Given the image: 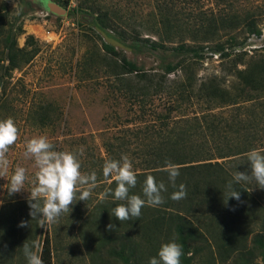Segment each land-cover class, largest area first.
Segmentation results:
<instances>
[{
	"label": "rangeland",
	"instance_id": "rangeland-1",
	"mask_svg": "<svg viewBox=\"0 0 264 264\" xmlns=\"http://www.w3.org/2000/svg\"><path fill=\"white\" fill-rule=\"evenodd\" d=\"M51 1L65 6L66 13H51L39 0H0L2 14L14 22V27L21 28V33L16 37L18 46L25 45L28 36H32L38 46V52L33 59L21 69L15 70L10 84L6 86V92H10L7 95L11 108L8 118H12L18 126L20 139L10 146L7 153L10 164L7 177H0V207L11 204L18 208L20 205L17 202L28 201L30 193L27 190H31L37 171L34 160L24 155L28 140L43 135L56 146V150L72 151L79 155L82 149L83 154L79 155L82 173L95 172L97 175L98 187L93 190L92 197L86 202L78 201L72 206L69 214H63L56 223L47 225L46 228L39 226V221L29 215L28 205L18 220L19 224L25 221L28 226L20 227L18 232L29 237L32 242L39 241L40 245L45 232L48 233L53 264H123L118 257L108 254L109 246L112 244L117 247L116 243L101 246L95 242L96 237H104L105 232H112L107 230L106 226L113 224L111 213L117 204L107 203V225L100 217L102 213L97 214L99 220L95 229L83 226V223L87 216H90L91 206L99 202V194L109 188L110 184L102 171L106 160H118L122 155H128L136 172L150 171L151 167H146L142 162L145 157L141 154L150 149V146L144 144L143 138L146 134H154L149 126L157 127L156 115L165 112V105L168 103L165 97L152 98L151 102L144 105L145 111L140 117V107L137 103L113 94L117 93V85H111L113 78L109 77L107 66L119 58L107 54L104 45H113L128 60L151 72H163L162 64L165 62L174 64L189 60L187 55H177L167 50H158L156 53L135 50L119 41L113 31L104 27L103 21L96 19L98 14L108 12V15L116 14L127 18L132 16L130 24L137 25L143 22L144 16H153L154 0ZM251 1L258 4L260 0ZM203 4V9L213 6L211 0H203ZM237 6L250 7L251 2L240 0ZM181 7L183 14L180 18L186 20L188 7ZM258 25L260 35L252 34L242 48L236 49L237 51L245 50L248 54H253L264 49V15L260 17ZM141 31L143 36H147L146 31ZM225 39L226 36L221 38L222 41ZM200 54L196 67L190 73L194 85L201 82L210 84L212 81H223L227 85L238 83L236 76L230 72L229 57L225 58L221 52L213 51L209 47L204 48ZM238 66L242 67L240 64ZM177 73H181V70ZM175 74L170 73L169 80L175 78ZM40 101L50 102L57 107L54 116L56 115L55 120L59 117L60 119L55 121L56 124L42 127L33 123L28 108ZM246 104L250 105L251 102ZM206 106L204 102L201 104L190 100L182 105V109L175 113L173 119L200 116ZM209 107L210 112L216 114L223 112L226 115L233 110L230 106ZM249 110L242 109L240 116H248L252 125L249 129L250 136L255 134L257 137L263 133L261 141L254 143V148L264 149V129H259L264 126V116L258 108L251 107ZM173 124L172 120L169 127ZM254 127L256 129H253ZM204 146L202 150L207 148L214 152L211 139L208 138ZM217 160L221 161L222 158L212 159ZM17 166L28 170L26 190L9 195L7 179ZM247 171H250V168ZM152 175L157 182L171 183L168 176L165 177L167 173L158 172ZM194 176L186 174L182 180L187 181ZM138 183L141 186L144 181L138 180ZM248 190L249 196L241 198V202L231 200L225 203L227 197L224 200L222 193H217L214 199L208 197L197 204L191 202L199 200L200 194L191 202L187 199L176 201L171 199V196L164 198L165 206L162 204L159 207L167 208L171 212L178 210L177 212L189 218L201 233L199 239L190 245L192 252L187 254L192 257L191 264H239L236 250L227 251L222 247V237L227 235L233 239V236L241 234L245 236V246L250 248L254 234L264 231V189L256 187L255 181H252L248 183ZM134 193L143 194L139 188H136ZM108 200L121 203L113 201L111 196L106 201ZM145 208L149 210L152 207ZM114 234H119V230ZM134 237L138 239L137 236ZM251 261V264H262L258 251H254Z\"/></svg>",
	"mask_w": 264,
	"mask_h": 264
},
{
	"label": "trees",
	"instance_id": "trees-1",
	"mask_svg": "<svg viewBox=\"0 0 264 264\" xmlns=\"http://www.w3.org/2000/svg\"><path fill=\"white\" fill-rule=\"evenodd\" d=\"M39 1L44 3L46 0ZM211 1L215 7L203 9V0H154L153 16H144L143 22L137 25L130 24L132 16L127 18L103 12L96 17L103 21L104 27L115 33L119 41L135 50L150 53L167 50L173 54L187 55L189 60L174 64L165 62L162 64L163 72H151L128 60L113 45H104L107 54L119 58L107 66L109 77L113 78L111 85H117V93L113 94L137 103L140 117L144 114V105L151 102L152 98L165 97L168 103L165 112L156 115L157 127L149 126L154 134L144 135V144L150 146V149L141 154L145 157L142 162L151 169L137 172V185L130 190V194H135L136 188L142 190L143 185L140 186L138 180L145 181L147 175L158 172L167 173L162 169L166 161H171L179 165L180 175L177 177L176 188L171 183H165L167 191L162 194L164 198L167 199L178 190L181 183L186 185L187 201H193L200 194L199 200L191 204L201 203L208 197L214 199L217 193L224 194L226 198V186L233 180V174L236 171H247L249 164L246 163V154L263 137V133L257 137L255 134L250 136V120L248 116L240 115L242 109L250 111L254 107L264 116V49L253 54L236 49L242 48L252 34L260 35L258 24L264 15V0H258V4L245 0L251 2V6L246 8L237 6L240 0ZM181 6L188 7L186 20L180 18L183 14ZM6 16L0 10V119L8 118L9 111L11 113L10 100L7 98L10 92H6V86L10 84L13 72L29 63L38 52L37 42L32 36L27 37L25 45L18 46L16 37L21 33V28L14 27V22ZM141 29L147 32V36L142 35ZM223 36H226L224 41L221 40ZM206 47L231 59L230 72L236 76L237 84L212 81L210 84L201 82L194 85L190 73L196 67L200 52ZM178 70L181 73L178 74ZM173 72L176 76L169 80V74ZM190 100L206 103V110L200 116L173 119L182 105ZM213 105L230 106L233 110L226 115L223 112L216 114L210 112L209 106ZM55 111V105L43 101L28 108L33 123L42 127L52 126L59 121L60 117L55 120ZM172 120L174 124L169 127ZM259 129H264V126ZM259 129L257 127V131H254L258 133ZM208 138L213 142L214 152L207 148L202 150ZM216 158H222L223 162L212 161ZM224 158H227L226 161ZM186 174L195 176L187 181L182 180ZM233 186L240 191L241 198L249 196L248 183L233 182ZM109 187L114 190L115 181ZM231 200L235 199H228ZM17 203L20 205L18 208L11 204L0 207V264H27L22 247L24 243L31 245L32 240L18 232V220L29 204L24 200ZM107 203L118 204L109 200L96 202L89 210L91 217L87 216L83 226L95 229L99 213H102L100 217L107 225ZM145 207L139 219L120 222L111 216L116 228L110 233L105 232L104 237H96L95 242L101 246L116 243L117 247L111 244L107 251L122 260L123 264H149L150 258L157 256L163 243L175 239L183 245L181 264H191L192 257L187 254L192 252L191 243L201 235L199 229L178 210L171 212L159 206L147 210ZM117 230L119 234H114ZM222 238L225 250H236L239 264H251L254 251H258L264 264V231L254 234L250 248L245 246V236L241 234L233 236V239L227 235ZM41 255L44 264H53L50 238L46 232L41 244Z\"/></svg>",
	"mask_w": 264,
	"mask_h": 264
},
{
	"label": "clouds",
	"instance_id": "clouds-1",
	"mask_svg": "<svg viewBox=\"0 0 264 264\" xmlns=\"http://www.w3.org/2000/svg\"><path fill=\"white\" fill-rule=\"evenodd\" d=\"M20 139V131L12 118L0 119V177H7L9 160L7 153L10 146ZM83 154L81 149L79 155ZM25 157L33 159L37 171L32 181L30 194L27 198L29 215L39 221V226L56 223L63 214H69L72 206L78 201H87L92 197L93 190L98 187L97 175L82 173L79 155L72 151H59L46 136H36L26 142ZM247 162L250 171H236L233 180L227 184V203L229 198L241 202L240 191L233 186L235 183H250L255 181V186L264 189V149H251L247 152ZM167 172L169 181L176 188V179L180 175V167L176 163L166 161L162 169ZM103 176L111 184L115 181L116 187L105 188L99 194V201L103 202L111 195L114 201H120L111 215L120 222L139 219L142 208L145 206L157 207L165 200L162 195L167 191L164 182H157L153 175H147L142 188L143 196L130 194V190L137 185V172L128 155H122L120 159H108L103 165ZM28 170L17 166L8 180L9 195L19 193L25 189L28 179ZM111 179H108V178ZM251 191V189H250ZM187 197L186 185L181 183L178 190L172 192L171 199L179 201ZM19 227H27L25 221H21ZM107 230L111 231L116 225L109 223ZM23 253L27 264H44L41 255L39 241H33L31 245L24 243ZM183 245L175 239L163 243L157 256L151 257L149 264H181Z\"/></svg>",
	"mask_w": 264,
	"mask_h": 264
},
{
	"label": "water",
	"instance_id": "water-1",
	"mask_svg": "<svg viewBox=\"0 0 264 264\" xmlns=\"http://www.w3.org/2000/svg\"><path fill=\"white\" fill-rule=\"evenodd\" d=\"M42 6L49 12L57 15H63L67 11V8L65 6L51 0H46L44 3H42Z\"/></svg>",
	"mask_w": 264,
	"mask_h": 264
}]
</instances>
